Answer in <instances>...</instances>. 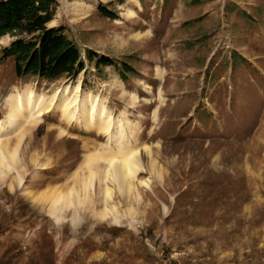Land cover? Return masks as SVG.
<instances>
[{"label": "rangeland", "instance_id": "1", "mask_svg": "<svg viewBox=\"0 0 264 264\" xmlns=\"http://www.w3.org/2000/svg\"><path fill=\"white\" fill-rule=\"evenodd\" d=\"M55 2L82 71L18 78L0 37V264H264V0Z\"/></svg>", "mask_w": 264, "mask_h": 264}, {"label": "trees", "instance_id": "2", "mask_svg": "<svg viewBox=\"0 0 264 264\" xmlns=\"http://www.w3.org/2000/svg\"><path fill=\"white\" fill-rule=\"evenodd\" d=\"M55 4V0H0V37L32 36L28 40H16L10 48L3 49L4 57L14 56L18 78L29 74L55 79L83 70L80 53L63 34V27H46ZM99 10L112 16L103 5L99 6ZM88 55L96 56L92 51H88ZM111 60L101 57L96 67L111 65ZM125 68L128 70L130 67L125 63Z\"/></svg>", "mask_w": 264, "mask_h": 264}, {"label": "bare ground", "instance_id": "3", "mask_svg": "<svg viewBox=\"0 0 264 264\" xmlns=\"http://www.w3.org/2000/svg\"><path fill=\"white\" fill-rule=\"evenodd\" d=\"M131 14H133L131 12ZM78 92V89L77 91ZM28 97V96H27ZM31 96H29L28 101L22 103V98L21 97H17L15 98L13 104H12V107H11V110H10V116H16V115H20V114H33L35 115L34 117L33 116H30L32 117V119H35V118H39L41 117L44 113L47 114L48 112H50V104H42L41 105V101L40 102H37V104H33V102L31 101L32 99L30 98ZM31 99V100H30ZM72 102L74 103L75 102V99L72 100ZM37 105V106H36ZM40 105V108H38V106ZM85 105L82 104V108L84 107ZM70 113V112H68ZM32 114V115H33ZM102 114L103 112L101 111L98 115H96L97 119L99 120H103L102 119ZM67 115H73V114H67ZM95 115L91 114V118H90V121H94L96 122L94 119ZM89 117V116H88ZM94 119H93V118ZM84 118V117H83ZM93 122V124L95 125V123ZM104 122V129L105 130H108L109 128V122L108 121H103ZM122 142V140H116V143L118 145H120ZM17 148H15L10 154H9V159L10 160H14L16 158V153H17ZM135 155H136V152L134 151H131V152H123L122 150L120 149H117L116 152H111L109 153V155L106 157V162L108 163V166L109 168H112L115 164H119L120 167H121V171H122V174L125 178L127 179H131L132 177L135 176L136 174V169L138 167V165L136 166V161L137 159H135ZM90 159L91 158H87V163L88 164L90 162ZM136 160V161H135ZM0 165H2V168L3 166L7 169L9 166L7 164V161L3 155V153H0ZM105 176H108L107 174ZM109 178V177H108ZM104 194H105V197L106 198H109L111 196V190L106 187L105 190H104ZM46 198V197H45ZM54 204H57L58 202H63L64 205H68L70 204V199L69 197H56L54 198ZM60 204V203H59Z\"/></svg>", "mask_w": 264, "mask_h": 264}]
</instances>
